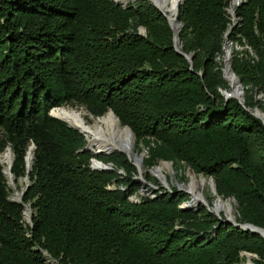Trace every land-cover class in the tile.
Masks as SVG:
<instances>
[{"label":"trees","instance_id":"trees-1","mask_svg":"<svg viewBox=\"0 0 264 264\" xmlns=\"http://www.w3.org/2000/svg\"><path fill=\"white\" fill-rule=\"evenodd\" d=\"M230 7L181 1L177 36L190 69L147 0H0V153L10 148L19 190L28 178L20 201L11 200L0 163V264H239L240 252L264 264L263 237L202 206L183 210L180 192L160 188L134 201L141 182L132 160L83 150L84 135L49 113L112 110L146 148L148 170L167 160L211 176L217 195L235 200L237 222L264 228V124L246 109L264 112V0L235 6L232 28ZM226 41L244 106L222 93ZM91 158L114 169L92 170Z\"/></svg>","mask_w":264,"mask_h":264},{"label":"bare ground","instance_id":"bare-ground-1","mask_svg":"<svg viewBox=\"0 0 264 264\" xmlns=\"http://www.w3.org/2000/svg\"><path fill=\"white\" fill-rule=\"evenodd\" d=\"M118 2H131V0H115ZM139 1V0H135ZM155 7H157L162 13L167 15L172 21H174V16L176 13V4L178 0H147ZM238 0L232 1V9L236 6ZM231 12V10H230ZM226 81L231 87L228 93H237L238 87L236 86L235 77L232 73L226 74ZM241 93L238 94L240 97L244 95L243 87H240ZM52 114L65 120V122L72 126V128H76L77 131L80 130L86 140L89 142V145L92 147H101L105 150H111L114 148L123 150L125 152L131 153L132 157L134 154V140L133 135L129 134V129L126 126H121L116 119V117L112 114V116H103L100 118H94L92 123H89L86 118V112L83 109H76L71 107H59L52 109ZM11 151L7 150L3 154L4 161L6 162L8 170V164L11 161ZM30 160V157L29 159ZM166 165L161 163V165L155 166L152 172L164 176L163 166ZM168 166V165H166ZM165 167V166H164ZM169 168V167H168ZM167 168V169H168ZM166 170V169H165ZM169 170V169H168ZM179 180V179H178ZM165 181V180H164ZM207 183V180L202 175L200 176H190V179L186 183H182V187L184 190L190 195V198L187 203H185V207L189 206H199L201 203H204L208 206L209 210L222 212L224 211L227 217L236 221V215L234 212L233 204L230 200H223L220 196L215 195V199L213 204L207 202L203 193V187ZM206 188V187H205Z\"/></svg>","mask_w":264,"mask_h":264},{"label":"water","instance_id":"water-1","mask_svg":"<svg viewBox=\"0 0 264 264\" xmlns=\"http://www.w3.org/2000/svg\"><path fill=\"white\" fill-rule=\"evenodd\" d=\"M112 1H114L117 4H122L124 6L129 4V3L131 4V3L135 2V0H131V2H118V1H115V0H112ZM181 1L182 0H178V2L176 4V13H175V16H174V21H172L167 15L162 13L157 7L156 8L160 11L161 14H163L166 17V19L168 21V24H169V26L171 27V29L173 31V45H174V48L176 49V51L179 54L183 55L187 59V61L190 63V69H192V66H193L192 54H186V53H184L181 50L182 42H181L180 38H178V36H177V33L179 32V30L182 27V23L179 22V20H178V8L180 6ZM238 1H237L236 6L239 5ZM228 12H229V14L230 13L232 14V17H231V19L233 21V24L231 25V28H232L234 26V24L236 23V16L234 15V8L231 9V12H230V10H228ZM144 32H145V28L144 27H140L139 28V33L143 34ZM228 45H229V41H226L224 43V45H223V50H224V57H223L224 66L222 68L223 77L226 80V74L227 73L228 74L232 73V75L235 77L236 86L238 87V92L237 93H228V92H226L224 90L223 95H224L226 100L231 98V97L236 98L238 100V102L241 105L244 106V97L243 96L240 97L238 95V94L241 93L240 87L242 86V84L239 81L238 76L231 69L230 58H231V55H232V49ZM60 107H64V106H60ZM55 108H59V107H54L52 109H55ZM52 109L49 112L51 116H53L55 118H58V119H60L62 121H65V120L53 115L52 112H51ZM246 109L248 111H250L254 116L260 118L262 123L264 124V112L262 110H260L257 106H255L253 109H250V108H246ZM108 112L113 114L116 117V119L118 120V122L120 123L119 118L114 114V112L112 110H108ZM97 117H99V116H97ZM68 126L72 127L69 124H68ZM123 126H126V125H123ZM126 127L129 129V134L133 135L130 127H128V126H126ZM78 131L83 135V133L80 130H78ZM34 147H35L34 144H31V146L28 148V151L26 153V157L25 158H26V166H27V170L28 171L30 170V167H31V161H32V157H33ZM95 147H96V149L94 147H92L91 145H89V142L86 140V145L84 146L83 150H88V151L92 152L94 155H99L102 152H113V151H117V152L123 153V154H125L128 157V159H130V160L133 159L132 163L136 165L138 172H141L140 168H141L143 154H139L138 155V154L135 153V156L132 157L131 153L125 152V151L117 149V148H114V149H111V150H105V149H102L101 147H97V145H95ZM11 154H12V152H11ZM29 157H30V160H28ZM12 161H13V154H12V157H11V161L8 164V170H6V169L3 170V172L8 176V178L10 180H12V173H11ZM162 163L168 165L169 167L172 165V161L163 160ZM90 168L92 170H105V171H109V170H113L114 169L112 163H104V162H102L100 160H97L96 158H91L90 159ZM161 177L163 178V176H161ZM25 179L28 182V178L25 177ZM27 182L25 183V185H27ZM209 183H210V186L212 188L213 194L217 195V192H216V189H215V183H214V180H213V178L211 176L209 177ZM22 193H23V191L19 194L20 197H21ZM232 200L235 202L234 199H232ZM18 201H20V198H19ZM187 202L188 201H186V202H184L183 204L180 205V207L183 210L192 209L193 211H197L198 208L196 206L185 207L184 204L187 203ZM201 204L205 205L204 203H201ZM25 210L29 211V215H28V218H27L26 222H28L30 225H32V221H31V219H32V211H31L30 207L27 206V205L25 206ZM209 211H211V210H209ZM211 212H213L217 216V218L219 219L220 223L222 222L224 224H232L234 227L241 228L244 231H250L251 233L260 235L261 237L264 238V228H262V227L256 226V225H254L252 223H248V222L240 223V222L234 221L231 218L227 217L226 214L224 215V218H222V216H221V214L219 212H216V211H211ZM246 253H247L248 257H250V258H255L256 257L255 254H252V253H249V252H246Z\"/></svg>","mask_w":264,"mask_h":264},{"label":"rangeland","instance_id":"rangeland-1","mask_svg":"<svg viewBox=\"0 0 264 264\" xmlns=\"http://www.w3.org/2000/svg\"><path fill=\"white\" fill-rule=\"evenodd\" d=\"M232 1L233 0H231V7H232ZM241 1L242 0H239L238 2L240 3ZM231 7L229 8V10L232 9ZM230 15L232 16L231 13H230ZM228 46L231 47L230 43H229ZM230 89H231V87L229 86V90ZM229 90H225V91H229ZM223 92H224V90H222V93ZM243 97H244V95H243ZM258 97H260V95H258ZM64 107H66V108L67 107H71L72 108V106H70V105H66ZM73 108L85 110V112H86L85 118H86V120L89 123H92L93 122V119L91 117L97 118V117L93 116L92 114H90L83 106H77L76 105ZM105 115L112 116L111 113H108V114H105ZM133 140H134V154L135 153L138 154V155L139 154H143V158H142V163H141V168H140V171L141 172H138L137 175H134L133 176V179L138 180V181L141 182V186L138 188L137 192L133 196H131V198L134 201L135 200L137 201L139 199V196H150V197H154L155 191L159 190L160 188H163V189H165L166 192H169V193L174 194V195L177 194V192H180V193L184 194V197H183L184 200H183L182 204L184 202L188 201L189 198H190V195H188V193L184 190V188L182 187V183L188 182L189 179H190V176H200L202 174H196V173H194L186 165H181L180 167H173V165H171L169 167V166L164 165L165 167L163 166V171H164L165 178L163 179L159 174H156V173L152 172V170L154 169V167L155 166H158V165H161V163H162L163 160H160L157 165L153 166L152 168H150L148 170L146 168V166L144 165V163H143V159L147 155L146 148H142V144L141 143L137 144L136 141H135V139H134V137H133ZM137 147H139L141 149L140 152H136ZM7 150H10V149L7 147L4 151H2L0 153V163L4 166V169L7 168V165H6V162L4 161L3 154ZM113 152H117V151H113ZM113 152H102L101 154L96 155V156L109 155V154H111ZM96 159L97 160H100L98 158H96ZM100 161H102L104 163H112V162H105L103 160H100ZM191 172H193L194 174L192 175ZM118 173H120L123 178L125 177V172L122 169H119L118 170ZM145 175H148L150 178L154 179V181L153 180L152 181L147 180L145 178ZM203 177L206 178L207 183L203 187V190L202 191H203V193H205L204 196H205L207 202L209 203V201H210V204L212 205L213 202H214V199H215V195L212 192V188H211L210 183H209V177H207V176H203ZM26 182H27V180L25 178L20 179V182H19V188H20V190L22 189V187L25 185ZM9 183H10V186L12 188V191L10 192L9 198L11 200L18 201L19 198H20V195H19L20 194L19 193L20 190L16 187V185L12 182V180H10ZM223 200H226V199H223ZM228 200H230L232 202L233 208H234V212H235V215L237 217L236 203L232 199H228ZM200 206H202V208H204L206 210L209 209L207 205H202V204H200L199 206H196V207L199 208ZM194 212H198V209H197V211H194ZM209 212H211V211H209ZM211 213H213V212H211ZM220 214H221V216L222 215L224 216L226 213L224 211H222V212H220ZM28 215H29V211L25 210L24 211V219H25V221L27 220ZM246 262H247V259L246 258H242L241 261H240V264H245ZM54 264H57V263L54 262Z\"/></svg>","mask_w":264,"mask_h":264},{"label":"built area","instance_id":"built-area-1","mask_svg":"<svg viewBox=\"0 0 264 264\" xmlns=\"http://www.w3.org/2000/svg\"><path fill=\"white\" fill-rule=\"evenodd\" d=\"M240 257L241 258H246L247 262L245 264H251L252 263V258L248 257L246 252H240ZM240 264V263H239Z\"/></svg>","mask_w":264,"mask_h":264}]
</instances>
